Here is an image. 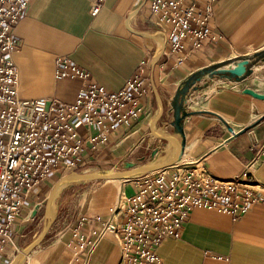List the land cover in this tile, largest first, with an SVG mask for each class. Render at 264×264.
<instances>
[{"label": "crops", "instance_id": "0c3cea01", "mask_svg": "<svg viewBox=\"0 0 264 264\" xmlns=\"http://www.w3.org/2000/svg\"><path fill=\"white\" fill-rule=\"evenodd\" d=\"M97 1L101 9L93 15ZM211 26L200 47L188 41L172 52L167 31L155 23L150 0H32L15 30L21 41L14 61L22 99L76 100L82 81L58 76L59 57L69 58L111 92L123 89L143 67L148 91L138 119L114 130L107 143L86 149L82 167L53 172L33 190L14 226L18 253L44 230L48 197L64 176L118 170L127 162L163 163L176 155L183 141L173 125L176 92L204 68L264 50V0H217ZM206 80L186 97L185 150L168 169L186 172L202 166L216 179L231 180L249 166L255 180L264 184V154L259 156L264 152V100L243 92L251 88L264 93V64L241 83L213 81L217 89L212 92ZM243 130L233 136V131ZM94 182L105 183L89 188L73 183L59 192L48 235L20 264L118 263L120 234L97 235L110 219L119 192L130 195L136 188L130 182ZM74 229L91 241L97 238L93 250H80ZM18 253L3 254L0 264H12ZM157 254L165 264H264V204L239 216L195 209L182 236L166 238Z\"/></svg>", "mask_w": 264, "mask_h": 264}, {"label": "built area", "instance_id": "2783aa9c", "mask_svg": "<svg viewBox=\"0 0 264 264\" xmlns=\"http://www.w3.org/2000/svg\"><path fill=\"white\" fill-rule=\"evenodd\" d=\"M32 0H0V257L20 251L14 226L33 190L56 171L82 167L84 151L108 142L118 127H127L141 115V98L148 91L144 68L125 87L111 92L90 80L89 73L67 57L57 60V74L82 81L73 103L55 97L22 99L20 71L14 53L21 46L15 34ZM217 0H150L157 26L167 31L172 52L210 37ZM101 9L99 1L92 14ZM263 150L259 156L263 155ZM160 169L132 180L136 192H120L110 219L97 238L120 234L117 264H165L157 249L166 238L178 239L195 209L239 216L264 204V184L250 167L231 180L214 178L205 167L186 172ZM121 219L124 223H120ZM80 250L91 251L90 240L73 230Z\"/></svg>", "mask_w": 264, "mask_h": 264}, {"label": "water", "instance_id": "95a60500", "mask_svg": "<svg viewBox=\"0 0 264 264\" xmlns=\"http://www.w3.org/2000/svg\"><path fill=\"white\" fill-rule=\"evenodd\" d=\"M241 64L242 70L236 71L226 68L231 64ZM264 64V50L253 53L250 56L242 57L239 60H228L226 62L218 63L216 65L204 68L194 74H192L178 89L173 101V111H174V121L173 125L177 133L181 134L183 137L182 144L177 147V153L170 159L169 161L163 163H151L143 166H138L134 162H127L124 165L123 170H111L105 172H73L69 175L64 176L53 188L51 191L48 201H47V214L49 216L48 222L42 231V233L35 239L32 243H30L27 247H25L14 259L12 264H20L21 261L30 254L38 245H40L46 236L48 235L52 224L56 217V209H55V201L59 194V192L65 188L66 186L73 183H88L94 181H107V180H123V182H128L133 178L157 171L160 169L169 168L173 166L176 162H178L185 150V142H184V129L182 126V122L184 119V110H185V101L188 94L193 90H198L201 87V83L206 78H221L227 81L232 82H243L250 75L254 73L255 68H259ZM245 94L251 95L256 99L264 100V93H259L251 88H246L243 90ZM243 131L234 132L233 136L241 134Z\"/></svg>", "mask_w": 264, "mask_h": 264}, {"label": "rangeland", "instance_id": "374dc122", "mask_svg": "<svg viewBox=\"0 0 264 264\" xmlns=\"http://www.w3.org/2000/svg\"><path fill=\"white\" fill-rule=\"evenodd\" d=\"M242 57H235V58H233L232 60H239V59H241ZM233 64V63H232ZM207 80H206V85L208 86H206V88H207V90L209 91V92H212V91H214V90H216L217 89V85H215V83L214 82H221V81H227V80H224V79H221V78H213V79H210V78H206ZM214 81V82H213ZM124 169V167L122 166V167H120L118 170H123ZM117 170V169H116ZM102 172V171H101ZM102 183H105V182H93V183H86V184H84L85 186H87L88 188L90 187V186H93V185H97V184H102ZM108 184H113L112 182H108ZM116 184H118V185H120L119 183H116ZM121 192V191H120ZM120 192H119V194L118 195H120ZM136 191H131V190H129L128 191V193L130 194V195H133L134 193H135Z\"/></svg>", "mask_w": 264, "mask_h": 264}, {"label": "bare ground", "instance_id": "6f19581e", "mask_svg": "<svg viewBox=\"0 0 264 264\" xmlns=\"http://www.w3.org/2000/svg\"><path fill=\"white\" fill-rule=\"evenodd\" d=\"M226 68L240 72L242 70V65L241 64H231V65H228ZM107 181L112 182V183H121L123 180H107Z\"/></svg>", "mask_w": 264, "mask_h": 264}]
</instances>
